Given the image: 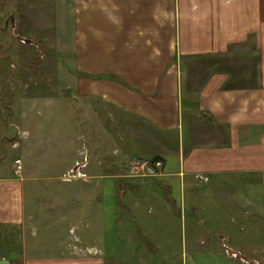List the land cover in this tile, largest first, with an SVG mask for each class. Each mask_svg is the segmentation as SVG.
I'll return each mask as SVG.
<instances>
[{"label": "crops", "instance_id": "obj_1", "mask_svg": "<svg viewBox=\"0 0 264 264\" xmlns=\"http://www.w3.org/2000/svg\"><path fill=\"white\" fill-rule=\"evenodd\" d=\"M62 1L72 18L71 40L57 47L60 37L50 34L42 41L67 55L71 50L80 74L72 75L75 96L112 110L114 126L130 130L120 136L129 143L127 151L151 146L146 157L136 158L162 161L155 176L164 179L169 194L160 200L164 208L175 202L170 194L179 192L181 204L188 194V205L204 213L199 223L218 228L215 236L198 237L199 245L226 244L232 264H264V0ZM239 49L242 63L257 69L255 78L244 73L241 80L254 84H234L239 76L227 67L217 69L219 57L228 64ZM191 65L216 68L200 74L188 71ZM23 147L0 139V264L132 263L134 250L105 252V234L86 250L27 252L32 249L23 229L29 179L15 163ZM135 185H122L125 198L136 193ZM145 187L142 193L149 190ZM133 237L127 236V243ZM149 237L152 252L173 257L171 235ZM190 239L202 253L207 245L197 249L196 238ZM143 254L151 256L149 250Z\"/></svg>", "mask_w": 264, "mask_h": 264}, {"label": "rangeland", "instance_id": "obj_2", "mask_svg": "<svg viewBox=\"0 0 264 264\" xmlns=\"http://www.w3.org/2000/svg\"><path fill=\"white\" fill-rule=\"evenodd\" d=\"M71 25L62 0H29L28 4L25 0H0V139H9L15 149L24 146L25 150L21 154L18 150L15 156L20 157L22 166L18 172L26 173L29 179L24 183L23 229L26 245L32 249L27 252L55 255L67 247L86 250L93 239L96 242L105 234L108 254L114 249L134 250L130 264H232L225 243L199 245L200 237L215 236L218 228L209 222L201 226L204 213L188 205V194L183 204L179 192L170 194L175 202L169 209L160 203L169 196L164 179L155 176L162 166L134 164L141 160L137 156L148 155L151 146L127 151L129 143L126 139L123 143L120 136L124 138L130 130L114 126L109 120L112 110L90 106L75 96L72 75L79 73L71 50L67 55L66 50L50 49L42 41L44 35H52L60 37L61 42L54 43L57 47L69 43ZM234 51L233 62L228 59L227 64L225 57H219L218 71L227 67L240 78L234 84H254V79L241 78L244 73L255 78L256 66L244 65L240 49ZM210 67L216 68H187L206 74ZM138 174L151 176L134 177ZM129 183L138 187L125 198L121 187ZM150 183L153 189L145 187ZM177 185L176 181L178 190ZM142 187L149 190L142 193ZM162 234L174 240L170 241L175 249L173 257L151 251L149 236L160 238ZM191 235L196 238L195 248L206 246L202 253L190 246ZM127 236H134L132 244L127 243ZM148 250L151 256L143 254Z\"/></svg>", "mask_w": 264, "mask_h": 264}, {"label": "built area", "instance_id": "obj_3", "mask_svg": "<svg viewBox=\"0 0 264 264\" xmlns=\"http://www.w3.org/2000/svg\"><path fill=\"white\" fill-rule=\"evenodd\" d=\"M137 162V163H134ZM133 163L135 164V166H155V167H161L162 166V162L161 160L157 159V160H153V161H148V160H137L134 161ZM15 163L17 164L16 166V171L20 170L21 166H20V160H16Z\"/></svg>", "mask_w": 264, "mask_h": 264}, {"label": "trees", "instance_id": "obj_4", "mask_svg": "<svg viewBox=\"0 0 264 264\" xmlns=\"http://www.w3.org/2000/svg\"><path fill=\"white\" fill-rule=\"evenodd\" d=\"M157 159H158L157 157H154V158H152V161H153V160H157Z\"/></svg>", "mask_w": 264, "mask_h": 264}]
</instances>
